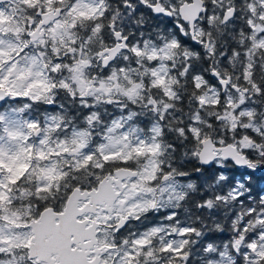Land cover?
<instances>
[{"label":"snow or ice","instance_id":"snow-or-ice-1","mask_svg":"<svg viewBox=\"0 0 264 264\" xmlns=\"http://www.w3.org/2000/svg\"><path fill=\"white\" fill-rule=\"evenodd\" d=\"M0 264H264V0H0Z\"/></svg>","mask_w":264,"mask_h":264}]
</instances>
